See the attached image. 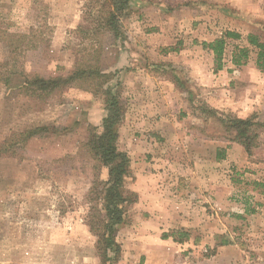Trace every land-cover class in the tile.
I'll return each mask as SVG.
<instances>
[{
	"label": "rangeland",
	"instance_id": "1",
	"mask_svg": "<svg viewBox=\"0 0 264 264\" xmlns=\"http://www.w3.org/2000/svg\"><path fill=\"white\" fill-rule=\"evenodd\" d=\"M86 2L0 0V77L19 63L41 76L71 70ZM121 22L122 39L104 54L112 74L105 87L124 107L116 146L129 158L125 187L137 200L116 242L137 214H154L155 231L174 242L161 245L180 246L173 263L189 264L192 249L211 257L233 246L225 259L264 264V72L252 47L245 64L230 61L248 33L264 41V0H132ZM31 28L36 47L11 53L5 33ZM227 30L242 37L227 39L215 71L202 42ZM20 83L18 75L0 81V264H129L122 247L120 258L102 262L84 222L98 169L82 144L89 126L101 124L108 96L65 87L38 99L19 93ZM227 117L257 123L249 151L221 122ZM37 126L48 131L19 142L18 132ZM139 185L148 203L137 208ZM150 194L158 199L148 206Z\"/></svg>",
	"mask_w": 264,
	"mask_h": 264
},
{
	"label": "trees",
	"instance_id": "2",
	"mask_svg": "<svg viewBox=\"0 0 264 264\" xmlns=\"http://www.w3.org/2000/svg\"><path fill=\"white\" fill-rule=\"evenodd\" d=\"M131 1L87 0L83 11V22L73 30L80 39V43L74 51L73 67L67 73L56 76L28 74L19 63L16 66L13 65L12 71L0 77V81L7 84L11 75L20 76L19 93L38 99L65 87H79L85 91L104 93L108 96L105 104L106 114L101 124L89 126L88 138L82 144L88 157L95 162L98 169V174H95L96 177L92 180L88 191V208L84 222L96 237L95 248L102 262L120 258L121 246L116 242V233L119 226L124 223L128 206L137 200V194L125 187V180L129 174V158L116 146V127L123 117L124 107L118 97L105 87L112 78V74L107 71L108 65L104 63L106 50L115 46L119 38L122 39L121 21L128 16ZM31 29L30 32L5 33L11 53L19 55L29 48L36 47L37 39L33 35L34 30ZM241 37L239 33L227 30L211 41L202 42V47L213 54L215 71L222 68L227 39ZM245 41L247 45L235 46L230 58L231 63L234 66L245 64L252 47L256 49V67L264 72V41L260 40L255 33H248ZM220 120L227 129L236 131V139L246 151H249L251 145L247 141L250 138L248 132L250 127L257 123L252 118L240 117H227ZM47 131V126H37L25 129L16 135L21 138L19 142L24 143ZM6 140H11V137ZM100 170H103V174L99 175ZM181 235L185 236V233ZM174 240L180 242L183 239L174 238Z\"/></svg>",
	"mask_w": 264,
	"mask_h": 264
},
{
	"label": "crops",
	"instance_id": "3",
	"mask_svg": "<svg viewBox=\"0 0 264 264\" xmlns=\"http://www.w3.org/2000/svg\"><path fill=\"white\" fill-rule=\"evenodd\" d=\"M232 147L233 149H235L234 145H232ZM133 188L139 193L137 208L144 207V205H146L148 202H147V198L144 197L143 190L141 189H145L146 187L145 186L140 187L139 185L138 187L134 186ZM147 189L150 190V188L148 187ZM148 196H150V198H152L153 200L150 204H148V206L154 205L155 200H157L158 198L155 199L154 196L153 197L151 196V194ZM175 218L171 219V221L175 220ZM155 220L158 219H156V216H154V214H151L147 218H142L141 214L136 215L132 227L127 230L125 239L121 241L122 256L127 261V263L131 264L134 261L133 264H136L137 261L141 259L143 256H144V262L142 264H172L174 262L176 254L179 252L178 250H180V246L175 247L176 246L175 244V246H172L171 249H167L163 245H161V244H167L169 242L174 244V242L171 237L161 239L160 236L161 231L160 230L155 231L154 229V223H156ZM131 239H134V241L132 242L133 246L129 247L127 245L130 244ZM140 240H142L144 243L141 244ZM150 240L154 241V243L152 244ZM178 247L179 249H177ZM171 250H173L172 253L170 252ZM194 250L195 249H192V251L190 252L191 257L188 260L190 261L189 264H230L231 260H232V264H238L237 261L238 257L233 259L231 258L225 259L222 256V252L235 251V247L233 246H218L216 248L215 254L212 255L211 257L208 256L196 257L195 255L196 253ZM129 252L130 254L132 252V256L134 257L133 259H129L128 256H131L128 254ZM173 264H176V262Z\"/></svg>",
	"mask_w": 264,
	"mask_h": 264
}]
</instances>
